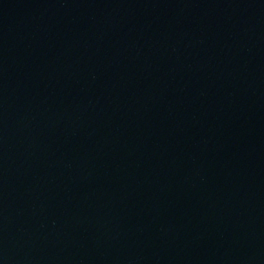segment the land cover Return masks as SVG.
<instances>
[{"label":"water","instance_id":"95a60500","mask_svg":"<svg viewBox=\"0 0 264 264\" xmlns=\"http://www.w3.org/2000/svg\"><path fill=\"white\" fill-rule=\"evenodd\" d=\"M0 264H264V0H0Z\"/></svg>","mask_w":264,"mask_h":264}]
</instances>
